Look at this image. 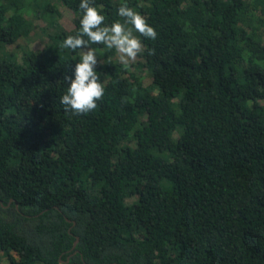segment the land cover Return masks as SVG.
I'll return each instance as SVG.
<instances>
[{
    "label": "trees",
    "instance_id": "trees-1",
    "mask_svg": "<svg viewBox=\"0 0 264 264\" xmlns=\"http://www.w3.org/2000/svg\"><path fill=\"white\" fill-rule=\"evenodd\" d=\"M93 2L119 19L124 0ZM127 3L158 36L134 68L91 45L105 94L71 115L80 0H0V258L264 264V0ZM35 19L44 45L7 50Z\"/></svg>",
    "mask_w": 264,
    "mask_h": 264
},
{
    "label": "clouds",
    "instance_id": "clouds-1",
    "mask_svg": "<svg viewBox=\"0 0 264 264\" xmlns=\"http://www.w3.org/2000/svg\"><path fill=\"white\" fill-rule=\"evenodd\" d=\"M79 9L82 10L80 29L75 35H68L61 44L62 48L80 52L79 62L73 68L74 77H65L69 83L59 97L63 111L71 115L93 112L105 94V85L95 70L103 61L98 59L97 49L91 45L114 49L119 54L120 62L129 65L145 51L141 37L155 40L158 36L146 17L130 7L127 0L119 5V19L111 24L105 23L103 6L95 5L93 0H80ZM147 51L149 55L154 54L153 49Z\"/></svg>",
    "mask_w": 264,
    "mask_h": 264
},
{
    "label": "rangeland",
    "instance_id": "rangeland-1",
    "mask_svg": "<svg viewBox=\"0 0 264 264\" xmlns=\"http://www.w3.org/2000/svg\"><path fill=\"white\" fill-rule=\"evenodd\" d=\"M57 8L60 14L57 20L58 24H60V26L63 27L64 29H67V30L70 29L71 28V17H72L70 10L60 5H57ZM44 26H45V23L42 20L35 19L34 29L32 30V32L29 33V36L25 39L17 40L16 44L8 45L6 49L7 50H18V47H15V45H18V46L27 45L32 50L40 49L47 40L44 32L41 31L39 28V27H44ZM45 27L47 29H52L49 26H45ZM116 58L120 62L118 53L116 54ZM142 62H143L142 57L138 55L137 59L134 62L130 63V65H132L131 68H134L136 64L138 63L141 64ZM139 71H140V74L142 75L144 83L148 84L149 76L146 70L144 68H140ZM0 264H7V263L3 259L0 258Z\"/></svg>",
    "mask_w": 264,
    "mask_h": 264
},
{
    "label": "water",
    "instance_id": "water-1",
    "mask_svg": "<svg viewBox=\"0 0 264 264\" xmlns=\"http://www.w3.org/2000/svg\"><path fill=\"white\" fill-rule=\"evenodd\" d=\"M75 244V242H73L72 246Z\"/></svg>",
    "mask_w": 264,
    "mask_h": 264
}]
</instances>
